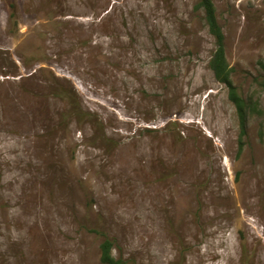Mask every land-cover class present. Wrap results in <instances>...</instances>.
I'll return each mask as SVG.
<instances>
[{
    "label": "rangeland",
    "instance_id": "rangeland-1",
    "mask_svg": "<svg viewBox=\"0 0 264 264\" xmlns=\"http://www.w3.org/2000/svg\"><path fill=\"white\" fill-rule=\"evenodd\" d=\"M9 1L0 264H101L105 238L124 264H264V0H212L261 111L240 152L196 0Z\"/></svg>",
    "mask_w": 264,
    "mask_h": 264
},
{
    "label": "trees",
    "instance_id": "trees-1",
    "mask_svg": "<svg viewBox=\"0 0 264 264\" xmlns=\"http://www.w3.org/2000/svg\"><path fill=\"white\" fill-rule=\"evenodd\" d=\"M9 7V21L13 26L15 25L14 6L8 0ZM195 10L201 11L203 21L207 27L209 35L213 39L214 50L208 62V67L211 70L214 79L222 84L227 89V96L230 103L233 105L237 120H238V152H240L244 145V138L246 136V124L249 115L260 117L261 111L257 101H253L251 97L244 98L238 91L236 85L232 81L233 69L229 66L226 59L224 48V33L218 22L216 9L212 0H196ZM261 68V81L257 82L258 85L264 87V62L259 63ZM57 95L60 97L71 100L74 111L79 112L76 101L72 99L70 92L65 90L58 91ZM77 108V109H76ZM80 113V112H79ZM81 117L86 116L80 115ZM114 244L112 240L105 238L100 246V262L101 264H124L120 258H115L112 254Z\"/></svg>",
    "mask_w": 264,
    "mask_h": 264
}]
</instances>
